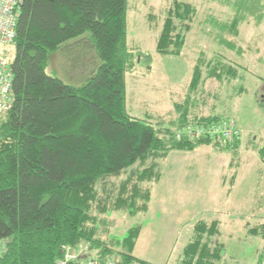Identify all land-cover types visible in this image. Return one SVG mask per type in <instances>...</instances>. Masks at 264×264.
<instances>
[{
	"label": "trees",
	"instance_id": "obj_1",
	"mask_svg": "<svg viewBox=\"0 0 264 264\" xmlns=\"http://www.w3.org/2000/svg\"><path fill=\"white\" fill-rule=\"evenodd\" d=\"M20 1L10 45L15 48L10 66L13 102L0 116V264H58L65 257L64 246L81 243L88 252L70 264H84L89 257L98 264H153L134 255L141 225L109 241L100 231L110 214L134 217L149 210L151 184L162 178L158 160L173 151L207 145L236 152L242 133L234 120L192 115L190 110L196 105L192 96L201 94L209 80L231 85L242 78L241 67L223 55L209 60L201 55L188 96L183 104L175 103V116L168 123L141 120L127 106V74L142 62V55L128 45V0ZM197 17L192 3L173 0L157 52L180 56ZM239 23L233 19L230 25L236 37ZM86 34L100 60L86 82L67 84L48 74L51 56ZM223 39L230 47L236 44ZM144 58L150 66L151 55ZM256 101L263 110L264 94L257 93ZM222 120L233 121L240 130L233 142L176 137L189 126L209 128ZM259 153L264 158V142ZM123 174L124 180L108 187L109 180ZM219 224L199 221L178 264H221L223 245L209 241L221 234ZM250 232L264 237V224ZM263 260L264 253L257 264Z\"/></svg>",
	"mask_w": 264,
	"mask_h": 264
},
{
	"label": "rangeland",
	"instance_id": "obj_2",
	"mask_svg": "<svg viewBox=\"0 0 264 264\" xmlns=\"http://www.w3.org/2000/svg\"><path fill=\"white\" fill-rule=\"evenodd\" d=\"M172 1L128 0V45L142 55L141 64L127 74L128 111L154 123H168L175 116V103H184L201 55L213 58L228 55L231 50L240 56L244 40H251L253 47L264 43V0H183L199 9L198 17L182 54L161 55L157 42ZM233 19L240 22L237 37L230 33ZM248 23L260 28L249 27ZM89 37L86 34L68 41L51 56L47 73L67 84L86 82L100 63L90 48ZM223 37L237 44H232L234 50ZM3 50L11 58L15 56L13 46H4ZM144 54L151 55L150 66L144 62ZM262 55L264 47L258 58ZM241 76L221 88L217 81H209L202 96H192L196 105L190 110V114L198 115L209 114L214 108L216 115L234 120L243 140L238 151L206 145L194 151H173L167 159L158 160L162 178L151 184L149 210L134 217L127 212L110 214L107 227L100 231L102 239H122L129 229L141 225L134 255L153 264H178L185 247L194 240L197 223L217 220L221 234L210 240L204 236V241L223 245L221 264H257L264 253V237L250 231L264 224V165L256 154L258 138L264 136V109L256 101L257 92L264 94V59L251 62V69L242 71ZM254 137L256 147L254 140L248 142ZM235 174L237 177H233ZM125 177L112 178L108 187L118 185Z\"/></svg>",
	"mask_w": 264,
	"mask_h": 264
},
{
	"label": "built area",
	"instance_id": "obj_3",
	"mask_svg": "<svg viewBox=\"0 0 264 264\" xmlns=\"http://www.w3.org/2000/svg\"><path fill=\"white\" fill-rule=\"evenodd\" d=\"M20 0H0V116L11 109L13 102V73L11 71V61L9 53L3 50L4 46H10L16 38V27L18 21V10ZM185 137L189 141H199L204 137H210L213 140H223L233 142L240 134V130L235 123L230 120H222L206 128L203 124L195 127L189 126L184 131L177 133V139L180 141ZM65 251L64 259L58 264H70L80 257L86 255L89 250L83 243L77 247H63ZM84 264H98L94 258H85ZM261 264H264V260Z\"/></svg>",
	"mask_w": 264,
	"mask_h": 264
},
{
	"label": "crops",
	"instance_id": "obj_4",
	"mask_svg": "<svg viewBox=\"0 0 264 264\" xmlns=\"http://www.w3.org/2000/svg\"><path fill=\"white\" fill-rule=\"evenodd\" d=\"M197 10H199L198 8H197ZM199 13V12H198ZM248 26L249 27H252V28H260V26L259 25H257V24H253V26L250 24V23H248ZM259 31H262V30H260V29H258ZM238 34H240L239 33V28H238ZM239 36V35H238ZM231 42V41H230ZM235 45H237V44H235ZM235 45H232V49L234 50V46ZM243 47L241 48V50H242V53H241V55L240 56H236L235 54H233V52L230 50V51H228V55H226V54H224L223 56L224 57H226V59L229 61V60H231V61H233V64H234V66L235 67H241V70L244 72H247L249 69H251V62H253V61H256L257 59L259 60V62L261 61V60H263L264 59V56L262 55V58H258L259 57V55H260V53H261V49H262V47H264V43H261L260 44V47H253V44L251 43V40H244L243 41ZM228 46V45H227ZM229 47V46H228ZM255 48V49H254ZM256 51V52H255ZM250 58H253L252 60L250 59ZM208 60H209V58H207ZM211 60V59H210ZM242 73V72H241ZM209 81H216V80H209ZM209 81L206 83V85H208V83H209ZM218 82V81H217ZM219 83V82H218ZM205 85V86H206ZM219 86H220V88L222 87V85H220V83H219ZM219 88V89H220ZM205 90L206 89H204V91L200 94V96L201 95H203V93L205 92ZM258 93V92H257ZM201 98V97H200ZM127 99H128V95H127ZM215 109L213 108L211 111H213V112H209V115H211V114H214V115H216L215 114V111H214ZM259 141H260V144H259V146H258V148H256V150H257V158H258V160H259V162H261L263 165H264V161L260 158V153H259V150H260V148L262 147V143L264 142V141H261L262 139L264 140V136H260L259 138ZM253 140H254V146L256 145V142H257V140H256V137H254V138H251L250 140H248V142L250 143V144H252V142H253ZM242 136H241V141H240V144H239V146L241 145V144H243L242 143ZM256 147V146H255ZM240 148H242V147H240ZM236 151H238V149L236 150ZM247 153H249V152H247ZM251 153H253V152H251ZM250 155V154H249ZM254 157V156H253ZM249 158H251V157H249ZM255 158V157H254ZM237 177V174H235L233 177Z\"/></svg>",
	"mask_w": 264,
	"mask_h": 264
}]
</instances>
